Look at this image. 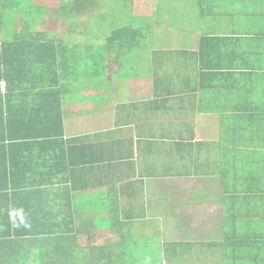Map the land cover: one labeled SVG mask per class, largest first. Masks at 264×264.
I'll return each instance as SVG.
<instances>
[{
	"label": "trees",
	"instance_id": "obj_1",
	"mask_svg": "<svg viewBox=\"0 0 264 264\" xmlns=\"http://www.w3.org/2000/svg\"><path fill=\"white\" fill-rule=\"evenodd\" d=\"M59 1L48 8L37 0H0V264H185L177 242L160 247L147 235L150 225L131 227L129 222L148 216L149 205L128 211L113 199L123 172L113 170L115 147L123 143L66 140L64 87L73 89L83 77L92 86L102 82L101 89L120 91L128 79L142 77V69L153 79L157 100L145 101L142 110L129 104L127 111L144 120L137 131L150 134L145 151L154 160L144 162V180L120 188H148L157 179L167 185L175 178L205 182L220 173L221 188L241 189L240 199L243 192L244 237L239 232L230 248L243 254V264H264V0H144V11H138V0ZM190 9L198 48L150 54L165 10L170 22L181 16L174 27L187 30ZM44 16L74 35L107 27L109 19L112 24L104 44L83 56L37 29L44 26L37 18ZM136 54L139 60L128 59ZM111 64L119 68L113 77ZM177 84L193 94L179 98L175 111L195 117L207 105L211 138L198 140L193 122L181 120L175 129L164 122L174 107H167L159 89ZM45 187L52 189L8 191ZM79 206L103 208V223L91 219L90 226L88 213L76 222ZM93 227L105 233L98 238L103 245L90 244Z\"/></svg>",
	"mask_w": 264,
	"mask_h": 264
},
{
	"label": "crops",
	"instance_id": "obj_2",
	"mask_svg": "<svg viewBox=\"0 0 264 264\" xmlns=\"http://www.w3.org/2000/svg\"><path fill=\"white\" fill-rule=\"evenodd\" d=\"M188 11H190L189 17L192 25H189L187 30H184L181 26L174 27L181 23L179 20L180 16L174 21V26L171 25L170 30L180 28L184 33H189L190 37L191 35L194 37H189L186 43L181 41L177 46L174 44L172 46L166 45L163 41L165 38H162L167 36L164 22L163 27L154 29V37L152 38V43L149 44L151 48L150 54L154 51L160 52L159 54H165L169 53L170 50L176 49L191 53L198 48L196 42L197 31L194 33L195 29H192L197 21L194 19L193 10L190 9ZM168 13V10H165L164 15L166 18ZM114 27L116 28L117 26ZM67 34L69 35L70 33L67 31ZM53 35L60 37L65 47H74L83 56H87L90 50L92 51L96 48L95 46L103 45L105 42H101L94 37L93 43L87 42V40L85 42L84 36L87 38L92 37V33L83 35L79 32L75 35H70L71 38L67 40L61 33H53ZM79 57L81 58V56ZM128 59L139 60V55L136 54L135 58L132 55ZM140 62H142V53L140 54ZM118 70L119 68H117L116 64H111V70H109L108 75L113 77L112 75L117 73ZM141 74L143 76L140 78L128 79L126 88L120 91L101 89L99 84L102 82L97 84L98 87H95L96 85L92 86L90 82H85L86 79L83 77L76 86L71 87L73 89L64 87L63 111L66 140L70 141L88 136L95 143L103 139H108L110 142L123 143L120 148L115 147L118 152V159L113 170H123V172L121 174L122 179L117 184L118 188H115L113 199L117 198L120 203L127 206L128 211L134 207L137 210H143L144 204L152 208L145 219L141 217L135 222H129L133 224L131 227L135 230L144 229L150 225L147 235L152 236L160 247H162L161 242H177L180 245L178 247L181 248L180 254H184V259L182 258V260L185 264H243V254H239L237 248H230L233 240L239 241V232L240 239L244 237L243 213L245 209L243 192L240 199L241 189L221 188L220 173L214 179H206L205 182H201L198 179L181 181V179L175 178L170 179L169 185H167L165 181L157 179L156 181H151L148 184V188H120L123 185L137 182L138 178H143L142 180H144V162L147 163L154 160L150 158L151 153L145 151V145L149 144L151 139L150 134L148 136L146 134L138 135L137 129L144 128V120L141 118L140 120H135L132 116H128V111H130L131 107L129 104L140 105V110H142L145 101L157 100L153 91L155 86L153 79L144 77L143 69ZM110 77L104 78L102 81L104 82ZM140 80L149 84L150 87L145 89V91L136 90ZM179 86L181 85L177 84L170 88L160 87L162 89H159L160 95L163 96L162 99L167 101V107L169 105L174 107L171 117L164 122H171L172 129H175V125L179 126L178 123L181 120L184 123L193 122L196 125V138L198 140L211 138L213 115L207 112V105H204V114L195 117L184 115L181 118L180 114L175 111L180 106L179 98L193 94L192 90H183ZM169 125L166 124V126ZM172 132L174 133V131ZM174 139L173 137L170 141L173 142ZM160 181L163 183L162 188L159 186ZM172 181L176 182V186H171ZM190 181L201 184V187L188 189L186 186H188ZM47 189L52 188H10L8 191L9 193L35 192L37 190L47 192ZM254 189L258 191L261 188ZM235 196L236 200L232 202ZM145 198L146 201L144 202ZM256 201L259 204L263 203L257 199ZM102 210L104 209L100 208V206L88 211L82 210L81 206H79L74 217L77 218L76 222H82L85 220L84 218L82 219L84 213H88L90 216L86 222L93 226L94 222L92 220L99 224L103 223L102 217L99 216L103 212ZM233 213L236 214V218ZM101 216L103 215L101 214ZM154 232L156 233L155 235H153ZM91 233H94V235H91ZM104 234L99 228L93 227L88 236L90 244L96 247L101 245L102 243L98 242V238L101 236L105 237L106 235L104 236ZM110 236V234H107V237Z\"/></svg>",
	"mask_w": 264,
	"mask_h": 264
},
{
	"label": "rangeland",
	"instance_id": "obj_3",
	"mask_svg": "<svg viewBox=\"0 0 264 264\" xmlns=\"http://www.w3.org/2000/svg\"><path fill=\"white\" fill-rule=\"evenodd\" d=\"M59 3L60 1L59 0H42V1H39L38 4L39 5H43V6H49V7H59ZM138 11H144L146 9V6L144 4V0L143 1H138ZM148 4H151V0L148 1ZM150 10L148 11V14H149ZM152 13V11H151ZM150 13V14H151ZM122 19V17L120 18ZM37 20L40 22H43L44 21V26L41 28L40 26L37 28V29H40L42 31H50L52 33H61L62 36L67 40V39H70L72 34H67V25L64 27L63 24H60V25H56V24H53L51 23L50 21L54 20V17L52 16L51 18L47 17V16H44V18H37ZM180 20V19H179ZM63 21H58V23H61ZM175 22H169L166 18V21H165V30H166V34L167 36L165 37H162V38H165L163 41L166 45H169V46H172L173 44L175 46L179 45L181 43V41H184L186 43L187 39L190 37V34L189 33H184L180 28H175L173 30H170L171 29V25H173ZM112 24V20L109 19V22H108V25L107 27L104 26L103 28H101L99 25H94L93 28L95 27L97 29L96 32L92 33V37H86L84 36V40L86 42H94L93 40V37L100 40L101 42H103V39L105 37V33L104 31L105 30H108V26H111ZM121 24V23H118V25ZM189 25H192L189 23ZM110 28V27H109ZM193 31V30H192ZM188 32V31H187ZM194 36L191 35L190 38H193ZM183 44V43H182ZM139 85L136 86V90H141V91H145V89L149 88V84L147 83H144L143 80H140L139 82ZM176 186V182L175 181H172L171 183V186ZM161 188L163 187V183L160 181V185H159ZM188 189L190 188H200L201 187V184H197L196 182H189L188 183V186H186ZM159 188V187H158Z\"/></svg>",
	"mask_w": 264,
	"mask_h": 264
}]
</instances>
